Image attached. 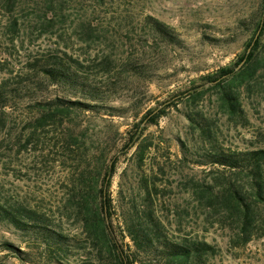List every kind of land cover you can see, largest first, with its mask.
<instances>
[{"label":"rangeland","instance_id":"rangeland-1","mask_svg":"<svg viewBox=\"0 0 264 264\" xmlns=\"http://www.w3.org/2000/svg\"><path fill=\"white\" fill-rule=\"evenodd\" d=\"M263 6L264 0H0V91L26 81L31 92L0 107V199L59 223L73 238L70 264H113L101 260L70 202L71 181L92 154L70 153L65 139L70 130L82 133L88 148L120 139L116 152L123 145L117 132L135 118L161 111L158 125L145 134L154 147L143 169L121 156L112 180L118 243L131 244L119 232L124 213L134 200L141 204L150 189L166 233L216 247L218 254L208 264H264V209L246 235L229 199L219 197L223 184L245 187L246 173L189 161L199 160L195 152L204 155L213 148L264 149V65L234 82L243 118L230 116L223 106L221 88L230 80L211 81L222 68H244L240 59ZM155 21L176 39L158 33ZM53 56L95 87V102L106 106L100 113L58 111L59 99L92 100L75 87L51 83L39 71ZM257 58L262 60L260 52ZM45 108L52 113L43 121ZM5 242L29 252L33 261L5 251ZM0 264L50 262L32 236L0 221Z\"/></svg>","mask_w":264,"mask_h":264},{"label":"trees","instance_id":"trees-1","mask_svg":"<svg viewBox=\"0 0 264 264\" xmlns=\"http://www.w3.org/2000/svg\"><path fill=\"white\" fill-rule=\"evenodd\" d=\"M154 27L165 38L175 40L174 32L161 22L155 21ZM264 6L259 15L249 48L241 57L240 62L244 68H222L211 77V81L223 82L230 80L228 86L221 88V98L227 113L232 117L243 118L244 112L239 93L234 89V82L244 80L245 76H253L258 70V65H264ZM262 54V60L257 54ZM39 71L53 84L77 88L92 101L57 100L62 105L58 108L62 113L73 110L100 113L105 108L103 104L95 102L98 99L95 87L86 80L80 79L77 72L68 65L63 58L53 56L39 66ZM21 82L11 89L0 91V107L11 100L25 98L31 95L30 85ZM21 85V86H19ZM44 111L42 120L51 118V110ZM109 109H111L109 107ZM113 109V108H112ZM164 112L150 111L142 120L134 119L122 134L123 145L115 152L119 141L93 143L87 147L81 134L70 130L65 139L66 147L72 154H92L90 161L77 172L71 181L72 195L70 202L74 206V215L81 224L85 235L90 239L94 248L100 252L101 260L113 264H208V261L218 254L216 247L206 241L196 238L170 236L166 233V226L155 215L152 206L151 190L145 193L144 200L138 204L134 200L130 211L124 213L123 230L120 234L128 237L131 244L126 247L119 244V236L114 224L115 208L111 196L112 180L117 173L121 156H127L128 161L135 160L136 169L142 170L151 157L153 143L148 142L146 132L152 125H158V120ZM114 115V114H109ZM122 116V114H118ZM196 121V118L189 116ZM198 123V122H197ZM201 126V125H200ZM187 146H182V152L189 154ZM89 150V151H87ZM130 155V156H129ZM199 160H189L194 164L213 165L229 169L236 174L246 173V186L229 182L220 187V196L229 199V209L232 214H237L243 221V230L248 235V227L259 209H264V149H248L245 151H225L213 148L211 152L200 155L195 152ZM201 159V160H200ZM77 162L82 164L81 158ZM82 166V165H81ZM124 168L123 174L127 172ZM141 206V207H140ZM0 221L15 227L18 231L32 236L46 252L50 264H70L69 256L74 247L73 238L62 231L61 225L40 214L35 210L23 206H13L7 200L0 199ZM250 237V236H249ZM249 241V238L246 242ZM2 248L14 254L20 260L31 263L29 252L22 250L13 243L5 242ZM108 254L105 256V254Z\"/></svg>","mask_w":264,"mask_h":264}]
</instances>
